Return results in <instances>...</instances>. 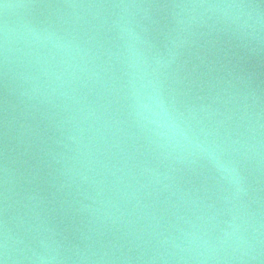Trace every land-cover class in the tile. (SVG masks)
I'll use <instances>...</instances> for the list:
<instances>
[{"label":"water","instance_id":"water-1","mask_svg":"<svg viewBox=\"0 0 264 264\" xmlns=\"http://www.w3.org/2000/svg\"><path fill=\"white\" fill-rule=\"evenodd\" d=\"M228 2L259 7L240 22L180 7ZM117 22L131 29L124 40ZM5 23L0 221L22 241L16 264L57 244L61 264H264L261 0H0V38ZM49 33L72 42L56 60L36 42ZM125 45L166 62L165 96L192 110L238 182L209 157L166 155L137 125Z\"/></svg>","mask_w":264,"mask_h":264},{"label":"clouds","instance_id":"clouds-1","mask_svg":"<svg viewBox=\"0 0 264 264\" xmlns=\"http://www.w3.org/2000/svg\"><path fill=\"white\" fill-rule=\"evenodd\" d=\"M264 3V0H261ZM15 5L5 4V11ZM131 7V5H124ZM180 7L206 8L208 10H219L227 13L234 10L235 22H240L244 17V9L259 7L244 3H210L183 5ZM251 18L250 13L248 14ZM246 24V21H243ZM243 26V24H241ZM117 27L120 28L119 22ZM131 29L120 28V38L124 40L125 34ZM8 25L5 23L2 38H0V49L5 53L9 46ZM62 38L53 33L38 36L36 42L40 46L52 43L55 51L50 52V59L56 60L57 54L72 46V42L59 43ZM55 41V42H54ZM78 47V46H77ZM125 75L127 77V96L129 99L130 114L139 127L146 130L152 137L156 146L164 150L166 155L175 154L177 157L191 156L204 159L209 157V164L215 169L221 180L225 182H238L239 173L235 162L224 158V150L214 139H209V133L204 129H197L193 124L195 116L191 109L186 112L179 111L175 104L164 94L159 79V70L166 62L150 61L142 50H136L125 45L124 50ZM59 64H68L64 59ZM59 79V77H57ZM7 196L5 195V201ZM7 212V207L4 209ZM21 240L13 236L8 227V221H0V264H16V245ZM60 246L55 248L45 247L42 251L33 250L32 256L27 257L31 264H61L62 257L59 252Z\"/></svg>","mask_w":264,"mask_h":264}]
</instances>
